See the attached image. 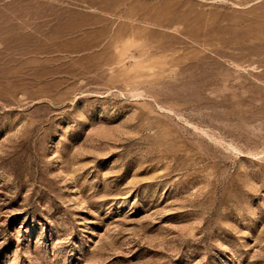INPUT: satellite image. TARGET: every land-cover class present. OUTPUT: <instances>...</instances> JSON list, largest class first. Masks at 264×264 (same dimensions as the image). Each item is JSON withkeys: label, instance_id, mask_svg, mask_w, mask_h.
Returning <instances> with one entry per match:
<instances>
[{"label": "rangeland", "instance_id": "obj_1", "mask_svg": "<svg viewBox=\"0 0 264 264\" xmlns=\"http://www.w3.org/2000/svg\"><path fill=\"white\" fill-rule=\"evenodd\" d=\"M0 264H264V0H0Z\"/></svg>", "mask_w": 264, "mask_h": 264}]
</instances>
